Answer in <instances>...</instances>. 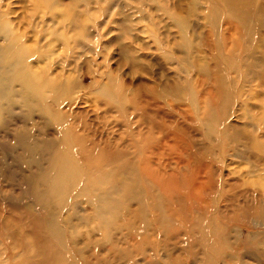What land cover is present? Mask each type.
<instances>
[{
    "label": "rangeland",
    "instance_id": "374dc122",
    "mask_svg": "<svg viewBox=\"0 0 264 264\" xmlns=\"http://www.w3.org/2000/svg\"><path fill=\"white\" fill-rule=\"evenodd\" d=\"M0 264H264V0H0Z\"/></svg>",
    "mask_w": 264,
    "mask_h": 264
},
{
    "label": "bare ground",
    "instance_id": "6f19581e",
    "mask_svg": "<svg viewBox=\"0 0 264 264\" xmlns=\"http://www.w3.org/2000/svg\"><path fill=\"white\" fill-rule=\"evenodd\" d=\"M59 116H60V115H59ZM64 127H65V126H64ZM64 127H63V128H64ZM66 128H67V127H65L64 129L66 130ZM67 130H68V129H67Z\"/></svg>",
    "mask_w": 264,
    "mask_h": 264
}]
</instances>
